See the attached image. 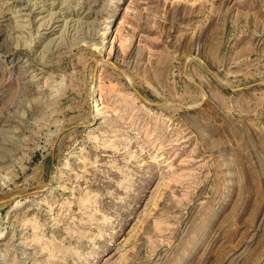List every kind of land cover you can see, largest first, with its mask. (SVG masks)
Listing matches in <instances>:
<instances>
[{
    "label": "rangeland",
    "instance_id": "obj_1",
    "mask_svg": "<svg viewBox=\"0 0 264 264\" xmlns=\"http://www.w3.org/2000/svg\"><path fill=\"white\" fill-rule=\"evenodd\" d=\"M0 264H264V0H0Z\"/></svg>",
    "mask_w": 264,
    "mask_h": 264
},
{
    "label": "water",
    "instance_id": "obj_2",
    "mask_svg": "<svg viewBox=\"0 0 264 264\" xmlns=\"http://www.w3.org/2000/svg\"><path fill=\"white\" fill-rule=\"evenodd\" d=\"M133 90H134L139 96H141V94L138 92L137 89L133 88Z\"/></svg>",
    "mask_w": 264,
    "mask_h": 264
},
{
    "label": "bare ground",
    "instance_id": "obj_3",
    "mask_svg": "<svg viewBox=\"0 0 264 264\" xmlns=\"http://www.w3.org/2000/svg\"><path fill=\"white\" fill-rule=\"evenodd\" d=\"M38 29V28H37ZM71 34V33H70ZM54 41V40H53ZM55 47V46H54Z\"/></svg>",
    "mask_w": 264,
    "mask_h": 264
}]
</instances>
